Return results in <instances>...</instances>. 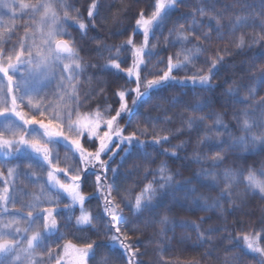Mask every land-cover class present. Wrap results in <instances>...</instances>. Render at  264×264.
<instances>
[{
	"label": "snow or ice",
	"instance_id": "obj_1",
	"mask_svg": "<svg viewBox=\"0 0 264 264\" xmlns=\"http://www.w3.org/2000/svg\"><path fill=\"white\" fill-rule=\"evenodd\" d=\"M141 3L144 6L139 11L128 7L123 9L126 16L114 18L118 27L110 35L131 33L117 45H107L89 36L91 29L97 26V17L104 20L100 0H92L86 16L65 0H56L55 4L51 0H37L36 3L20 0L19 18L24 20L27 16L28 20L17 26V13L13 11L11 26H5L0 32V153L8 158L23 154L28 171L19 172L21 164L17 163L8 169V177L22 174L30 183L39 184L40 189L31 194L27 203L22 202L20 208L15 207L17 199L13 195V185L6 184L0 192V264H52L53 261L54 264H90L94 259L96 264H116L117 261L119 264H140L141 242L131 239L132 230L127 227L131 221L122 215L125 208L138 220L143 217L145 228L160 225L156 234L159 237L156 251L163 259L175 239L174 230L173 235L168 236L169 225H173V229L177 226L168 213L178 204L187 202L202 212L219 210L223 216L226 209L222 202L232 204L233 211L241 206L233 199V189L237 186L243 187L244 195L251 194L264 200V162L260 169L243 166L250 149L252 154H264V98L259 101V117L251 114L248 108L232 113L236 129L241 133L238 136L225 123L222 114H215L213 119L211 112L217 105L227 108L229 104L255 103L258 90L264 88V0H234L243 14L235 13V19L229 17L227 24L223 23L220 13L213 15L208 22L197 19V15L203 17L212 11L216 0H198V6H194L191 13L181 11L182 7L188 6L186 0H133L134 5ZM0 6L14 8L5 0H0ZM56 7L65 9L63 17L57 14ZM73 11L74 15L71 14ZM213 19L215 24L211 22ZM169 24L172 27L164 36ZM21 27L23 35L9 45ZM247 28L254 32L258 30V35L248 37L242 31ZM237 32H241L238 38ZM159 36H164L163 48ZM137 37L141 39L137 40ZM85 39L96 42V48L90 51L105 63L93 64L81 57ZM225 40L228 44L224 48L217 45L215 52L212 51L215 42ZM253 45H258V54L240 61L247 65L246 71L251 75L242 77L239 84L234 81V86L217 92L220 85L214 80L219 79L220 68L228 64L226 58L244 55ZM163 51H168L166 60L160 58L152 63L153 58ZM202 56L206 58L197 66ZM190 66L195 71L190 72ZM90 68L97 69L101 77H108L110 87L115 86L112 95L117 98L118 107L106 104L81 111L83 102L79 85ZM181 71L184 76L179 75ZM96 76L97 73H91L89 81ZM120 80L123 83H119ZM53 81H56L55 89L52 88ZM241 88L247 90L244 98L239 95ZM104 92L105 88H101L100 93ZM201 94H204L203 98H197ZM156 101L166 106L162 107ZM141 106L162 109L164 113L162 117H143L145 122H151V140L140 138L149 136V128H141L140 119H137L136 127L128 131L132 117ZM170 109L181 111L169 115ZM184 112L192 115L184 117ZM177 115L180 116L179 127L165 128L164 125L173 124ZM209 120L211 123H206ZM201 126L204 129L202 135ZM185 132L196 133L197 145L206 149L204 153L196 151L191 158L192 163L201 165L199 171L176 182L179 173L172 172L167 161L161 160L152 172L153 179L138 192L135 191L138 185L134 182L127 188L120 187L113 195L129 175L126 172L122 176L120 168L130 157L133 159L132 171L155 163L154 153L164 144H169L171 151L164 148L163 153L156 154L178 158L179 150L190 140L175 145H171L170 140ZM210 133H215V142ZM225 136L231 143L225 142ZM61 148L64 150L63 161L59 156ZM237 150L239 154L234 157L233 165L222 167L226 164L227 153ZM117 155H120V161L116 167H111ZM236 161H241V165L236 166ZM147 174L145 169L144 179ZM157 174L159 180L155 178ZM92 177L95 178L94 191L87 192L86 185L92 182ZM217 189H220L219 194L209 202V197L203 193ZM177 192H182L183 196L178 197ZM21 194L28 195L23 190ZM94 199L98 201L95 213L86 208ZM44 204L47 206L42 207ZM77 206L79 215H75ZM25 208L26 216L23 215ZM73 216L72 226L76 230L88 229L99 234L102 225L106 239H87L80 246L72 242L76 239L74 234L72 239H67L68 233L62 228L67 229L72 224ZM205 219L211 217L181 221L178 226L196 234V246L210 245L203 256H211L215 247L213 241L221 229L202 228ZM261 220L259 231L245 230L238 225L235 237L231 232L227 237H220L229 241L221 264H236L245 255H251L255 264H264V216ZM223 230L227 231V227ZM189 239L190 236L182 237L178 243L183 245ZM61 240L65 241L63 245ZM114 248L120 251L114 252ZM102 249L107 251H102L97 259L98 250ZM230 252L233 254L227 255ZM179 264H199V261H180Z\"/></svg>",
	"mask_w": 264,
	"mask_h": 264
},
{
	"label": "rangeland",
	"instance_id": "obj_2",
	"mask_svg": "<svg viewBox=\"0 0 264 264\" xmlns=\"http://www.w3.org/2000/svg\"><path fill=\"white\" fill-rule=\"evenodd\" d=\"M8 1H9L10 4H13L14 5V8L13 9H9V8L7 9V12L10 13V16H9L8 19L4 20V23L11 25L12 24L11 17H12L13 11H15L17 13V15L20 12V8H19L20 0H8ZM100 1L102 3H105V4H106V2H108V4H109V1L113 3L116 0H100ZM24 2L25 3H36L37 0H24ZM51 2L54 4V3H56V0H51ZM65 2L68 3V4H70L74 9H79L83 13V15H84L85 14V9H86V12H87V6L89 4H91L92 0H81V3L85 6V8L82 6V4H79V3H77V2H75L73 0H65ZM119 2L120 3L122 2V4H124L123 6H125V8L135 7L136 11H139V9L144 6L142 3L141 4H138V5H134L133 4V0H121ZM186 3H187L188 6L187 7H182L181 8V11H187V12L191 13V12H193L194 6H198V0H186ZM75 5H77L78 7L75 6ZM74 6L77 7V8H75ZM208 7L211 8L212 7L211 4H208ZM214 8H219L217 11H218V13H220L223 16V23H225V24L228 23L229 17H231L232 19H235V13L240 12V14H243V12L239 9V7L237 5H235L234 0H216L215 7ZM213 9H212L211 13L214 15ZM58 10H60V8L59 7H56L55 8V11L57 12ZM71 14L74 15L75 12H72ZM63 15L61 17H63ZM190 19L191 18H189V20ZM209 19H210V15H209ZM212 21L215 24V20L213 19ZM19 22L20 21L15 20V24L17 26H19V24H18ZM124 22L127 23L126 20ZM69 23H72V22L69 21ZM169 27H172V25L169 24L165 28V30H164V36L167 35L168 28ZM242 31L244 33H246L248 37H252L254 35H258V30L254 32L252 28L243 29ZM22 34H23V32H22ZM73 34H75V33H73ZM128 34H131L130 31H129V33H127V34H125L123 36H118L119 38H118L117 41H119V42H116V40H113V41L108 40V42H106L105 44H107V45H117V44H120L122 41H124V40L127 39V35ZM240 35H241V32H237L236 33L237 38ZM93 36L95 37V35H93ZM164 36H159L160 47L161 48L164 47ZM15 39L16 38L13 37L12 40L9 42V45L12 42H14ZM136 39L139 40V39H141V37H137ZM155 39L156 38L154 37L153 40L155 41ZM89 42H90V40H87L85 42H82V44H83V50H82V52L87 50V48H88L87 45H88ZM227 43H228V41H227ZM229 46L231 47L230 48L231 50H233V51L235 50L232 45H229ZM257 47H258V45H253L252 46V48L250 50L252 52L251 53V56L254 53L258 54V52L255 51V48H257ZM93 48H96V47H93ZM113 51H115V49ZM172 51H174V49ZM248 53L249 52H246V54H244V55L236 56L238 58V60L236 61L237 67H234L233 68L232 66H230L231 69H238V68L241 69V67H243L242 71L240 72L241 75L238 76V78H240L239 80H241V77L247 78L248 76L251 75L250 72H247L246 71L247 65H242L240 63L241 60H245L246 61L248 59V57H249V56H247ZM80 55H81V53H80ZM107 55H108V53L106 52L105 53V56H107ZM167 55H168V51H163V52L160 53V56H158L159 57L158 59L165 58V60H166V56ZM205 58L206 57L202 56L197 65H200V63L203 62V60ZM95 59H96V61L97 60L102 61V64L105 63L104 60H101V59H99L96 56H95ZM93 61H95V60H93ZM129 63H130V60H129ZM152 63H155V61L152 60ZM257 63H259V61H257ZM124 66L127 67V65H124ZM160 68H163V66H161ZM191 71H195V69L190 70V72ZM93 72L97 73L96 79H93L94 82L91 84V86L87 87L86 80L88 79V77ZM190 72H189V74H190ZM87 73L88 74L84 75L86 78H82L81 83L79 85V94H80V98H81V100L83 102L82 103V107H81V111L94 110L95 109V106L97 104H100V102H104V101L106 102L108 98L111 99L112 96H113L112 93L115 90V86L114 85L110 87L109 84L107 83L108 77H101L97 69L96 70H92L90 68V69L87 70ZM179 75L180 76H184L185 73L183 71H181L179 73ZM232 75L234 77H236L233 73H232ZM119 83H123V80H120ZM131 86L134 87V84L131 85ZM101 88H105V92L103 94L100 93V89ZM242 90H243V93H242ZM258 92H257L256 97H255V103L253 101H248L247 104L240 105L239 111L242 108H248V110H249V112L251 114L259 117V115H260L259 101L261 100V98H264V94H263L264 91L261 90V89H259ZM261 92H263V93H261ZM89 93H92V94L95 95V103L92 104L93 106L92 105L89 106L90 104L89 105L84 104V99H85L86 95L89 94ZM165 95H168V93L166 92ZM202 95H204V94H202ZM239 95H240L241 98H244L247 95V91L245 90V88H241L239 90ZM114 101L111 104H113L115 107H118V103L116 102L117 101V98L116 97H115V100ZM128 102H129V104H131V97L128 98ZM156 102L157 103H161L162 104V107L163 106H166V105H163V103L160 102V101H156ZM250 104H251V106H250ZM104 105H106V104H104ZM147 109H149L152 112H154L155 113V116H159L158 114H156L157 112H160L161 114H164L163 111H162V109H156V108L151 107V106H141V110H139V111L143 112V110H147ZM222 110L224 111L226 109L225 108H222ZM222 110H219L220 112H217V113H220L221 114L222 113ZM239 111H237V112H239ZM168 114L169 115H172L173 112H168ZM143 117H144V115L141 116V115H138L137 114L136 117H135V120L133 121V124L131 126H129V127H131V129H133V127H136V121H137V119H140L141 120V125H140L141 128L148 127L149 130H150V128H151V122L150 121L145 122L144 119H143ZM164 127L165 128H167V127H173V128L174 127H179V120L177 119V117H175L173 124H171V125H164ZM235 131L240 134V132L237 129ZM257 131H259V129H257ZM181 139L190 140V143L185 148L179 150L178 158L173 159V161L171 160L172 166H175L174 167L175 168L174 173H176V172L179 173V175H177L175 177V179L178 178V176H182L183 175V173H182L183 171L186 172V173L189 172V171H191V173H193V172H197L198 169L200 170V168H201L200 167V164H197L196 165V163H192L191 162V158H192V156L194 155V153L196 151H199L201 153H204L206 151V149L203 146H198L197 145L198 136L195 133L189 134L188 132H185L181 136L180 140ZM179 143L180 142H178L177 144H179ZM188 146H190L191 148H188ZM90 150H94V149H90ZM59 156L61 158V161H63L64 150L62 148L59 151ZM185 157H187V159H185ZM16 158L17 159H12V160H15V162L14 161L13 162H4V161H2L0 159V192H2V190H3V188L5 187L6 184L13 185L14 186V189H15L13 191V195L17 199V203H16L15 207L16 208H20L22 202L23 203H27L28 200L31 199V194L37 193L32 188H37L38 190H40V189H39V184H35L34 185V184L30 183L29 179L25 178L22 174L16 176L15 178H9L8 177V169L10 167H14L17 163H20L21 164V167L18 170L19 172L22 173L24 171H28V169L25 167V165L27 164V160H24L23 159V154H17V157ZM256 159L257 160L254 161V165L255 166L254 165L253 166L256 169H260L261 166H262V162H264V154H259ZM21 161H23V162L21 163ZM132 163H133V159L131 158V165H132ZM131 165H130V168H131ZM204 167H207V165L206 166L204 165ZM244 167H247V165H244ZM145 169L146 168H144L143 173H142V167L138 171H132L131 170V172L135 176V180L134 181H135L136 184H139L140 183V179L138 178V175L137 174H140L141 176H144ZM33 170L39 171L38 168H34ZM158 176L159 175L157 174L156 177H155L157 180L160 179V178H158ZM45 179H46V175H45ZM152 179H153V176L151 177L150 180H152ZM148 181L149 180H147L146 183ZM221 187H223V185H221ZM239 187H241V186H239ZM139 188H136L135 191L138 192L139 191ZM21 190H23V192L24 193H27L28 195L27 196L22 195L21 194ZM219 190L220 189H217L215 191L216 195L219 194ZM10 191H12L11 188H10ZM240 191H241L240 189H238V191H237L238 194H239V196L243 195V193H244V192L242 193ZM51 195L53 196V198H55V193L54 192H52ZM134 195H135V193H133V199H134ZM176 195L178 197H181V196H183V193L182 192H179V193L177 192ZM244 196L246 197L244 203H239L236 200L237 197H234L233 198V199H235L238 202V204L241 205V206L237 207L235 211L232 210L233 209L232 204H230L228 202H222L224 208L226 209V211L223 214V216H220L219 210H216L215 213H210V212H202V213H200V211H197L196 209H195L194 212H197V213H193V212L187 210L188 213H187V215L185 214L186 216L185 215L184 216L179 215L176 218L171 217V215H173L172 213H175V211H173V210L171 212H169L168 215H169V217H170V219L172 221L175 220V221H177L179 223L181 221H185V220H187V221L198 220L202 216L203 217H211V219H205L204 223L201 225L202 228L207 229L210 226L214 227V225L215 226H223L224 225L226 227H230L231 228V230H232L231 234H232L233 237L236 236L237 231L239 230L238 227H237L238 225L244 227L245 230L259 231L260 230V227H261V222H262L261 218H262V216H264V200H261L259 198V196L252 197L251 194H247V195H244ZM209 202H210V198H209ZM44 206H47V204L42 205V207H44ZM9 208L12 209V205L11 204H9ZM61 208H63V205H61ZM86 208H88V207H86ZM23 215L24 216L27 215V209L26 208L24 209ZM65 215H67V214H65ZM75 215H79V206H77V208H76ZM122 215H125V217L128 218L130 221L132 220L131 221V223H132L131 224V229H134V228H136L138 226L139 223L138 222L135 223L133 221L134 220L133 218H135V217L131 216L130 213H129V211H126V213H124ZM218 216H220V219L219 220L217 219ZM158 218L159 217H157V219ZM74 220H75V217L73 216V221H72V224L73 225H74ZM61 223L63 224V221ZM129 225H130V223L127 226L128 229H130ZM99 227L101 228V232L99 233V235H101L102 232H103L102 231L103 230V226L100 225ZM158 227L160 228V225L159 224H154V225H152V226H150L148 228H152L153 230L154 229L159 230ZM62 231H66L68 233L67 239H72L73 232L71 230V226L70 225H69V227L67 229H63L62 228ZM172 233H173V230H171L169 228V231H168V234L169 235L168 236L171 237L172 236ZM174 233L176 234L175 237H178V239L179 238H182V237H185V236H190L191 239L187 240L184 245L189 250H192L193 249L192 247H194L195 244L192 243V242H195L196 241V234L194 232L190 231L189 229L182 228L181 231L175 229L174 230ZM130 236H131V239L132 240H135L132 235H130ZM219 241L220 240L213 241V244L215 245V247L212 250V257H216V258L219 257V258H221V261L217 262V264H221L224 256L226 255L225 252L224 253L222 252V253H219V254L216 253L218 243L221 244V242H219ZM64 242L65 241L61 240L60 241V244L63 245ZM72 242L75 243L74 240H72ZM240 243H241V245H243L242 239L240 240ZM75 244H77V243H75ZM80 245L81 244H79L78 246H80ZM227 246H229V241L228 240H227V243L225 244L224 247H227ZM52 247L55 248L56 247V244L53 243L52 244ZM207 247L210 248L211 246L210 247L207 246ZM233 252H235V250H233ZM233 252H230L227 255H232ZM141 259H145V258L144 257H141L140 260ZM138 260H139V257H138ZM150 260H152V259H150ZM192 260L199 261V264H204L205 263L204 261H202L200 259H196V258L195 259H188V258L185 259L184 258V259L179 260V261L187 262V261H192ZM52 264H54V261L52 262ZM206 264H212V262H210L209 260H206ZM236 264H255V260L253 259V257L251 255H245L242 258L238 259L236 261Z\"/></svg>",
	"mask_w": 264,
	"mask_h": 264
},
{
	"label": "trees",
	"instance_id": "obj_3",
	"mask_svg": "<svg viewBox=\"0 0 264 264\" xmlns=\"http://www.w3.org/2000/svg\"><path fill=\"white\" fill-rule=\"evenodd\" d=\"M73 1H75V2H77L79 4H82L81 3V0H73ZM119 1H121V0H116L113 3L109 1V4H108V2H106V4H105V3H102L100 1L101 2V14L104 17V20L102 21L100 17H97V26L95 28H92L91 29V31L89 32V36L95 35V37L97 39L102 40L104 43L108 42V40H110V41L116 40V42H119V41H117L118 38H119L118 36H112V35H110V33L111 32H114L116 30V28L118 27V25L114 22V18L117 15H120V16H126L127 15V13H125L123 11V9H125V6H123L124 4H122V2L120 3ZM5 2L9 3L8 0H5ZM75 6H77V5H75ZM82 6L85 8V6L83 4H82ZM77 7H75V8H77ZM7 9L8 8H4V7L0 6V32L4 31L5 26H11L10 24L4 23V20L8 19L9 16H10V13L7 12ZM218 9L219 8H214L213 9L214 15L216 13H218V11H217ZM183 12L189 13L187 11H183ZM64 13H65V9H63V8H60V10L57 11V14L59 16H62ZM86 15H87V12H86V9H85L84 16H86ZM209 15H210V18L213 16V14L211 13V11L207 15H205L203 17H200L199 15H197V19L198 20L199 19H203L205 22H207V21H209ZM189 18H191V17H189ZM15 20L20 21L18 24L19 25H22L25 21L28 20V17L25 16L24 17V20H21L19 18V14H18L17 15V18ZM11 22H12V20H11ZM181 22H183V21H181ZM211 22L214 24L213 21H211ZM69 31H71V29H69ZM22 32H23V28L21 27L20 28V31L18 33H16L13 37L14 38H17L18 36L23 35ZM87 40L88 39H85L83 42H85ZM226 44H228L227 43V40L222 41V42H215L212 45V51L215 52L217 45L222 49V48L225 47ZM87 47L88 48H87L86 51H83V52L81 51L80 52L81 53V57H83V59L86 62L93 63V64H102V61H99V60L96 61V59H95V53L90 51L91 49H95L93 47H96V42L94 40H90V42L88 43ZM257 49H258V47L255 48V51L256 52H257ZM246 52H249L247 56L250 57L252 52L250 50H247ZM158 58L159 57H154L153 60L156 61ZM226 59L228 60V64L225 65L224 67H221L220 68V71L218 73L219 79L214 80V83H217V84L220 85V87L217 88V92H219L222 89H227L230 86H234V83H233L234 81H235L236 84H239L240 81H241V80H239L240 78H238V76L241 75L240 72L242 71L243 67H241V69L240 68H238V69H231V67H230V66H232L233 63H235V67H237L236 61L238 60V58L235 57L233 59V57H227ZM93 60H95V61H93ZM159 66L160 67L161 66L165 67V65H159ZM197 66H199V65H197ZM91 69L92 70H96L94 68H91ZM193 69L194 68H191V66H190V70H193ZM232 73L236 77H234L232 75ZM82 78H86V77L83 76ZM224 80H227V82L225 83ZM93 82H94L93 80L89 81V77H88V79L86 80L87 87L91 86V84ZM55 85H56V81H53L52 82V88L53 89H55ZM245 90H246V88H245ZM261 90L264 91V88H261ZM242 93H243V90H242ZM261 93H263V92H261ZM203 96L204 95L201 94V96H198L197 98H203ZM114 100H115V97L112 96V98L111 99L108 98L106 102L104 101V102H100V104H97L95 106V108L98 105L104 106V104H107V103L108 104H111ZM94 103H95V95L92 94V93L87 94L86 95V98L84 99V104H86V105H89L90 104L89 106H91ZM250 106H251V104H250ZM225 109L226 110L223 111L221 106H219V105L215 106L213 109H211V112L213 114L212 115V118L215 119V114H217V112H220L219 110H222V113L221 114L223 116V119H224L225 123H227V124H229L231 126V129L233 130L234 135H237V136L238 135H241V133L239 134L238 132L235 131L236 130V121L233 120V118H232V113L234 111H236V112L239 111L240 105L233 106V105L229 104L228 107L225 108ZM139 110H141V107H140ZM173 111L180 112L181 110L180 109H176V110H171L170 109L169 110V112H173ZM205 111H209V110L208 109H205ZM137 114L138 115H141V116L144 115V116L156 117L155 116V113L152 112L149 109L143 110V112L138 111L136 113V115ZM156 114H158L159 116H163V114H161L160 112H157ZM136 115H134L132 117V123L130 124V126L133 124V121L135 120ZM183 115H184V117H187L189 115H192V113H190V112H184ZM195 115H200V113H196ZM175 117H177V119L179 120V124H180V116L177 115ZM0 119H2V118H0ZM206 123L210 124L211 121L210 120L209 121H206ZM134 128L135 127H133V129ZM133 129H131V127H129L128 128V131L130 132ZM203 131H204L203 126H201V135L203 134ZM161 134H164V133H161ZM182 135H179V136H176V137H172L171 140H170V144L171 145H175L178 142H181L182 140H184V139H181L180 140V138H181ZM210 135H211L212 141L215 142L216 141L215 133H210ZM151 136H152V127L149 130V136L148 137L141 136L140 138L141 139L151 140ZM223 139L225 140L226 143H231V140H230L229 137L225 136V137H223ZM85 146L88 147V145H85ZM164 148H169V151H171L170 145L169 144H164L162 147H160V148H158L156 150V153H163ZM188 148H191V147L188 146ZM149 151H152V148H149ZM156 153H154V155H155V163L146 164V165L141 166L142 167V173H143L144 168H146L148 174H147V179H144L143 176H141L140 174H137L138 175V178L140 179V183L137 184L138 185L137 188L141 187L142 185H144V183H146L147 180H150L151 179V177L153 176L152 175L153 170L158 167V165H159V163H160L161 160H166L167 161L168 168L172 172L175 171V168H174L175 166H172V163H171V160L173 161V158L166 157L164 155H157ZM237 154H239L238 150H237V152H228L227 153L226 164L223 165L222 167L232 166L233 165V159H234V157ZM121 155H123V153H121ZM209 155H210V153H209ZM246 155H247V160L245 162H243V166L244 165H247V166L252 165L253 166L254 165V161L257 160L256 158L258 157V155L252 154V150L251 149H250L249 153L246 154ZM0 159L2 161H4V162H13V161L15 162V160H12V159H17V158H8V157H5L3 155V153H0ZM119 161H120V155H117L115 157L113 163L111 164V167H116L117 164L119 163ZM241 163H242L241 161H236V166H240ZM130 165H131V157L120 168V173H121L122 176L126 172H128L129 175H128L127 179L123 182V184L120 185L119 187H117L116 191H113V195H116L117 194V191L120 190V187L127 188L129 185H131V184H133L135 182L134 181L135 180V176L131 172ZM204 165L206 166L207 164H204ZM200 167H201V165H200ZM182 173H183L182 176H178V178L175 179L176 182H180V181L186 179L191 174V171H189L187 173L183 171ZM111 175H112L111 172H109L108 173L109 179H111ZM32 178L34 179L35 177H32ZM158 178H159V176H158ZM94 180H95V178L92 177L91 178V181L92 182H90L88 185H86V189L85 190L87 192L94 191ZM107 187H111V185H108ZM241 187L237 186L236 188L233 189V198L234 197H237L236 200L239 203H244L246 197L244 196V194L241 195V196H239V194L237 192L238 189L241 190L240 192H242V193L244 192L243 187L242 188ZM32 189H34V191L37 192V193L39 191L37 188H32ZM203 194L206 195V196H208L210 198V202H211L212 199H215L217 197L215 191H213V192H206V193H203ZM97 203H98V201L94 199V200H92L90 202V204L86 205V207H88V209L90 211H92V212L95 213L97 211V208H96ZM195 209L196 208L194 206H191L190 207L187 202H183V203L178 204L177 207H174L172 209L173 211H175V213H172L173 215H171V217L176 218L179 215H182V216H184L185 214L187 215V213H188L187 210H189V211H191L193 213H197V212H194ZM126 211H128V210L125 208L123 210V212L126 213ZM123 212H122V214H124ZM215 212H216V210H212L210 213H215ZM200 213H202V211H200ZM133 219H134L133 221L135 223L138 222L139 224H138V226L136 228H134L135 229L134 230V229H131V224L132 223H130L129 227L132 230L130 232V235H132L135 240H139L141 242L140 245H139L140 251L142 253V255L139 256L140 264H173V262H177V264H179V262H180L179 260H182L184 258L185 259L186 258H188V259H195V258L196 259H200V260H202V261L205 262L204 264H206V260H209L210 262H212V264H217V262L221 261V258H219L220 259L219 260L216 257H212V255L211 256H203V253L208 248L207 246L210 247V245L206 244L203 247H199V246H196L195 245L194 247H192L193 248L192 250H189L188 248L185 247L184 244L183 245H180L178 243L179 240H181V238L178 239V237H175V239L172 241L171 247L168 248V250L163 254V259H161L160 255L156 251V249H157V241L159 239V237L156 234L159 232L160 228L158 227L159 230H156V229L153 230L152 228H148V227L145 228V227H143V217H141L139 220L136 217L133 218ZM173 222L177 226H175L174 229H173V225L170 224L169 228L171 230L177 229V230L181 231L182 228L178 226L179 225V222H177L175 220H173ZM72 225H70L71 226V230H72L73 234L76 237V239H74V242L77 243L78 245L79 244L82 245L85 242V240H87V239L99 240V241H104L106 239V237H104V235H103V232H102L101 235H99V234H96L94 231H89L88 229H85L83 231H78ZM214 227H219L221 229V231L216 234V239L214 240V241L220 240L219 242H221V244L218 243V245H217V251H216V253L217 254L222 253V252L224 253V248H225L224 246L227 243V239L221 240L220 237H227L228 236V233L229 232H232V230H231L230 227H227V231H224L223 230L224 227H225L224 225L223 226H215L214 225ZM172 235H173V233H172ZM175 236H176V234H175ZM192 243L195 244V242H192ZM102 251L103 252H106L107 249L98 250L97 259L99 258V255H100V253ZM113 251L114 252H117V251H120V250L114 248ZM141 257H144L145 259H141L142 260L141 261L140 260ZM150 259H152V260H150ZM90 264H96V259H94L93 261H91ZM116 264H119V262L117 261Z\"/></svg>",
	"mask_w": 264,
	"mask_h": 264
}]
</instances>
